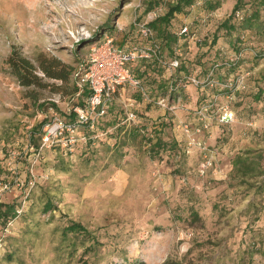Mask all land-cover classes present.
<instances>
[{
  "label": "rangeland",
  "instance_id": "1",
  "mask_svg": "<svg viewBox=\"0 0 264 264\" xmlns=\"http://www.w3.org/2000/svg\"><path fill=\"white\" fill-rule=\"evenodd\" d=\"M149 1L0 0V264H264V31L218 28L236 0H197L168 25L177 31L195 19V38L182 44L187 75L202 76L214 63L220 83L245 75L229 124L217 118L226 99L219 85L206 87L220 97L204 101L211 104L204 126L197 117L203 96L191 84L178 97L166 95L167 109L125 85L104 124L80 131L90 138L71 146L32 132L42 120L67 118L78 96L71 76L69 83L43 76L49 86L20 85L6 63L12 48L35 65L43 55L72 68L86 54L112 49L110 38L121 46L147 41L135 22L144 20ZM156 1L164 13L175 0ZM256 2L241 0L236 13L250 15ZM214 33L221 54L209 46ZM154 68L142 85L164 95L176 71ZM196 107L185 131L179 125ZM157 138L166 145L152 148ZM48 199L53 208L45 211ZM72 221L93 238L64 235Z\"/></svg>",
  "mask_w": 264,
  "mask_h": 264
},
{
  "label": "trees",
  "instance_id": "2",
  "mask_svg": "<svg viewBox=\"0 0 264 264\" xmlns=\"http://www.w3.org/2000/svg\"><path fill=\"white\" fill-rule=\"evenodd\" d=\"M197 0H175L171 2L168 5V8L164 13H160V11H156L155 8H157L158 1H149L147 3L146 9L143 11V14L141 17H145L144 20H139L135 22V29L137 30L140 37L147 40L145 42H141L138 44H132L129 46H121V44H113L115 46L119 47H127V48H133V47H143L147 49V51L150 53L149 57L140 58L131 63V70L133 73V76L137 78L141 84L143 83V79L148 81L150 74V70H152L154 67H164V68H170L176 71V74L173 77V73H170L167 77V84L165 85V91L164 95H151L147 93V96L149 100L144 101V97L142 96V100L144 103L152 104L156 103L158 99L165 98L170 104L169 98L167 96L171 97H178V89L182 88V86H187L188 84L192 85V87H195L196 89H199L202 94V101L201 104L204 103V101H212L215 97H220L218 95H214V93L209 94V92L206 90L208 88L206 87H218L221 91L224 97L226 98L224 101L221 102L218 108V121H219V115L221 112V107L224 105H228V107L234 112L235 116V109H234V91L235 90H241L245 87L246 78L245 75H243L241 72L235 75L233 78H227L225 82L220 83L218 81H215L214 74L216 72V69L218 68V65L220 63H214L210 67H208V71L204 75L201 76V74L197 71L192 74H186V72L182 71L183 68V54L182 52V44L189 38H195L196 32L194 30V27L190 26V22L194 21H186L179 25L178 30L170 29L168 28L169 22L172 18L175 17L176 14L184 13L186 11V8L191 6L194 7V4ZM208 1V0H207ZM205 0V2H207ZM197 3V2H196ZM217 6V3L210 2L207 7L208 8H215ZM241 6V0H236V2L232 6L231 13L229 16L221 21L220 26L222 28H226L228 31H231L237 27L243 30L251 29L252 27H255L258 31L263 32L264 31V19L261 20V9H264V0H257L256 7L252 11L250 15L241 16L239 13H236L237 10ZM150 13H153V16H150ZM235 15L237 17H235ZM183 16V15H182ZM233 18H237L239 20L238 26H236L235 23L232 22ZM145 27L147 29V33L144 34L141 31V27ZM187 27V31H182L183 27ZM260 27V28H259ZM259 28V29H258ZM158 36V37H157ZM196 40L200 41L199 38L196 37ZM217 36L215 33L211 36V39H209V46L213 44V48L217 50L220 46V43L216 45ZM103 39L99 40L97 43L102 42ZM208 46V47H209ZM222 54H225V50L220 47ZM217 54H221L218 53ZM87 57L82 58L81 60H78L77 64L74 67H69L66 63H64L62 60H60L57 57L52 56L51 58L44 57L41 55V57L38 58V65H35L33 62H31L28 58L23 56L15 47L12 48L10 54L8 55L6 59V63L8 64L9 68L11 69L13 75L17 78L20 85L28 87V86H37V87H46L49 86L50 83H46L44 81L43 76L47 78H55L60 80L62 83H69L70 76L73 81V93H76L78 96V100L75 103V105L72 107L70 112L68 113L67 118H63L65 122L75 123L76 120V112L74 110L75 106H83L85 103V98L90 93L89 85L87 83H83L80 85V72L84 70V66L89 64L87 62V59L89 55L86 54ZM176 59L178 61L177 66L171 65V62ZM231 61L234 63V59L231 57ZM237 59V58H236ZM231 66V65H230ZM155 69V68H154ZM38 70L42 72V74L38 73ZM157 71V69H155ZM183 72V73H181ZM237 76L242 77V83L238 86H235V79ZM192 78H195L198 83H194L192 81ZM165 82V81H164ZM185 82V83H182ZM188 83V84H186ZM61 85V86H60ZM58 85L59 88L62 87V84ZM145 85V84H144ZM188 85V86H189ZM146 86V85H145ZM144 87V86H143ZM237 88V89H236ZM59 91V90H58ZM147 92V91H146ZM166 93V94H165ZM177 93V94H176ZM209 94V95H208ZM167 95V96H166ZM207 97V98H206ZM112 101V100H111ZM111 101L108 103L104 113L100 115L99 117H96L95 119V125L93 129H90L89 122L81 123L77 126L76 135L77 137H84L82 140H86L87 138H90V136L82 134L81 130H86L87 133L93 132L97 129H99L103 122L104 116L109 112V108L111 105ZM203 102V103H202ZM52 105H54L52 103ZM55 106V105H54ZM201 106V105H200ZM198 106V107H200ZM193 109V117L186 120L187 124L191 126V124L194 123V110L196 111L197 108ZM167 109V108H164ZM209 111H211V108H209ZM66 117V116H65ZM220 122V121H219ZM223 125L229 124L230 122L223 123L220 122ZM45 125V120H42L40 123H38L33 129L32 132L39 133V138L43 135L42 127ZM90 140V139H89ZM79 141V140H77ZM154 145L152 148L155 147H162L166 145V142L163 141L161 138H157L156 141L153 143ZM53 208V204L51 200H47L45 203L43 209L45 211H48L49 209ZM64 235L68 233H78L82 234L84 238H93L90 234V231L83 225L81 222L78 221H72L68 225H66L63 228ZM97 240H95L96 242Z\"/></svg>",
  "mask_w": 264,
  "mask_h": 264
},
{
  "label": "built area",
  "instance_id": "3",
  "mask_svg": "<svg viewBox=\"0 0 264 264\" xmlns=\"http://www.w3.org/2000/svg\"><path fill=\"white\" fill-rule=\"evenodd\" d=\"M153 15V13H150V16ZM187 30L186 26L182 28V31ZM141 31L144 34L147 33V29L144 26L141 27ZM109 42H112L111 38ZM112 45V49H108L107 52L100 54L97 57H92L89 53L87 59L89 64L84 66V70L80 72V85L87 83L89 85L90 93L85 98L83 106L74 107L77 122H65L64 120L55 117L52 124L48 122L44 125L43 135L41 136V140L44 143L65 139V142L69 141V144L73 146L75 141L80 140V138L84 139V137H77V126L81 123L90 121L89 127L90 129H93L96 117H99L104 113L108 103L113 99L114 94L125 85H130L136 91H140L141 95L144 97V101L149 100L143 85L133 76L130 66L131 63L137 59L149 57L150 53L143 47H119L115 46L113 42ZM177 64L178 61L176 59L171 62V65L173 66H177ZM192 81L198 83L195 78H192ZM235 83L236 86L240 85L242 83V77L237 76ZM226 98L228 97L226 96ZM131 102L135 101L131 100ZM156 103L163 108H170L165 98L158 99ZM210 106L211 104L206 102L197 110V117H200L201 120H205L203 126L207 124L205 114L207 111L209 112ZM234 117V112L227 104L221 107L219 115L220 122H231L234 120ZM129 118H135V114L132 111L130 112ZM179 127L183 128L185 131L189 130L187 123H182ZM198 145L203 146V143L200 141L198 142ZM210 165L211 163L208 162V159L204 160L202 163V167L204 168H208Z\"/></svg>",
  "mask_w": 264,
  "mask_h": 264
}]
</instances>
